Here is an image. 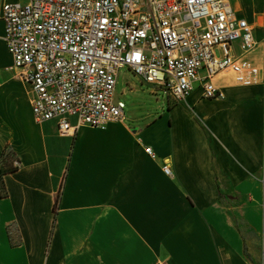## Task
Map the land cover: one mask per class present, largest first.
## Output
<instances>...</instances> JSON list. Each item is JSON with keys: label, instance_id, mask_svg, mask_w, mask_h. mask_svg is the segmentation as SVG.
<instances>
[{"label": "crops", "instance_id": "crops-1", "mask_svg": "<svg viewBox=\"0 0 264 264\" xmlns=\"http://www.w3.org/2000/svg\"><path fill=\"white\" fill-rule=\"evenodd\" d=\"M23 2L0 0V174L20 162L0 178V264H264V0H230L254 27L258 82L220 76L222 97L197 84L64 136L11 68L3 6Z\"/></svg>", "mask_w": 264, "mask_h": 264}, {"label": "built area", "instance_id": "built-area-1", "mask_svg": "<svg viewBox=\"0 0 264 264\" xmlns=\"http://www.w3.org/2000/svg\"><path fill=\"white\" fill-rule=\"evenodd\" d=\"M2 19L11 68L32 89L34 119L55 120L63 136L126 120L116 97L121 70L174 101L197 84L203 98L222 97L220 76L259 81L261 68L248 58L254 27L230 0H27L5 4ZM11 164L20 166L15 157ZM163 170L171 174L167 160Z\"/></svg>", "mask_w": 264, "mask_h": 264}, {"label": "rangeland", "instance_id": "rangeland-1", "mask_svg": "<svg viewBox=\"0 0 264 264\" xmlns=\"http://www.w3.org/2000/svg\"><path fill=\"white\" fill-rule=\"evenodd\" d=\"M235 1L239 4V0ZM26 3L27 0H24L23 4ZM129 86H131L132 88L131 91L129 89ZM149 92L150 86L146 84H138L134 76L130 75L125 70H121L119 72V85L117 87L116 97L125 102V112L128 118L141 116L145 113V111L153 108L157 104V102L162 100L165 101V98H162L161 95L156 96L158 94ZM155 98H157V100Z\"/></svg>", "mask_w": 264, "mask_h": 264}, {"label": "trees", "instance_id": "trees-1", "mask_svg": "<svg viewBox=\"0 0 264 264\" xmlns=\"http://www.w3.org/2000/svg\"><path fill=\"white\" fill-rule=\"evenodd\" d=\"M13 170H15L14 168H12V167H10V166H7V167H4L3 169L1 168V174H0V178H1V176H2V174L4 173V172H6V171H13ZM1 181H0V189H1ZM59 193H60V191L56 194V198H55V205L57 204V202H58V199H59Z\"/></svg>", "mask_w": 264, "mask_h": 264}]
</instances>
